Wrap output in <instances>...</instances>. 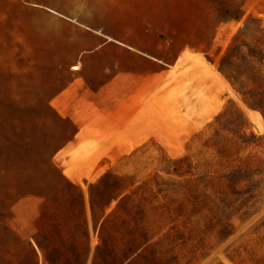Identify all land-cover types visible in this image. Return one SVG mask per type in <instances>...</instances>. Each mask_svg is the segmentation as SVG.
<instances>
[{"label":"rangeland","instance_id":"rangeland-1","mask_svg":"<svg viewBox=\"0 0 264 264\" xmlns=\"http://www.w3.org/2000/svg\"><path fill=\"white\" fill-rule=\"evenodd\" d=\"M63 17L137 90L55 155L72 128L29 76ZM0 264H264V0H0Z\"/></svg>","mask_w":264,"mask_h":264},{"label":"crops","instance_id":"crops-1","mask_svg":"<svg viewBox=\"0 0 264 264\" xmlns=\"http://www.w3.org/2000/svg\"><path fill=\"white\" fill-rule=\"evenodd\" d=\"M44 8L54 11L49 6ZM63 18L59 20L68 25L69 31L75 34L73 39L64 40L57 48L49 51L51 55L46 57L52 60L38 63L37 76H29L30 80L34 79L38 83L35 89L42 90L47 111L59 123L69 124L72 128L65 136L66 142L61 144L55 155L66 152L78 139H93L96 133L109 134L112 132L115 118L131 117V101L128 99L132 94L136 95L137 90L132 87L136 81L130 79L128 86H125L121 93L124 96L116 97L115 74L110 76L109 71L101 68L97 62L104 59L101 49L109 41L98 32V23L94 25L96 28L92 29L93 26L86 20ZM74 66H78V69L73 70ZM139 82L140 93L146 82L142 84V77ZM127 101L129 105L125 108L127 112H124L122 106ZM85 129H88L87 133ZM62 180L79 193V198L73 202L84 205L87 194L82 186L64 177ZM39 248L42 249L41 246Z\"/></svg>","mask_w":264,"mask_h":264},{"label":"bare ground","instance_id":"bare-ground-1","mask_svg":"<svg viewBox=\"0 0 264 264\" xmlns=\"http://www.w3.org/2000/svg\"><path fill=\"white\" fill-rule=\"evenodd\" d=\"M73 69H74V70H77V69H78V66H74ZM73 175H74V174H73ZM68 177H70V176H68Z\"/></svg>","mask_w":264,"mask_h":264},{"label":"trees","instance_id":"trees-1","mask_svg":"<svg viewBox=\"0 0 264 264\" xmlns=\"http://www.w3.org/2000/svg\"><path fill=\"white\" fill-rule=\"evenodd\" d=\"M99 239H100V241H102V242H103V239L101 238V236H99Z\"/></svg>","mask_w":264,"mask_h":264}]
</instances>
